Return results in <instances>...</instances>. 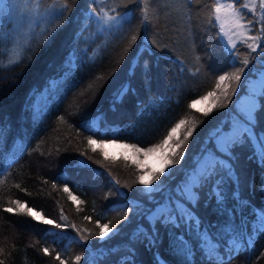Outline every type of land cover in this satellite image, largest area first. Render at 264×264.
Here are the masks:
<instances>
[{
	"label": "trees",
	"instance_id": "16d2710c",
	"mask_svg": "<svg viewBox=\"0 0 264 264\" xmlns=\"http://www.w3.org/2000/svg\"><path fill=\"white\" fill-rule=\"evenodd\" d=\"M105 2L111 5L112 0ZM212 2L158 0L149 6L150 22L144 25L139 12L144 5L128 3L118 10L127 12L130 23L123 31L110 32L91 29L86 14L92 7H100L94 0H69L72 10L60 29L47 40L42 39L41 32L34 34L31 49L24 53L21 63L0 67V169L5 170L0 176L3 264H60L55 259L57 252L65 264H76V255H82L79 264H157V256L167 264H183L182 257L169 247L170 230L155 225L159 239L152 247L142 232L151 228L150 214L157 205L170 191L174 193L204 151L213 149L214 130L224 121L231 122L238 110L235 100L246 91V81L263 60L259 50L252 54L255 59L245 69L238 91L226 107L214 109L208 116L188 107L192 99L214 88L218 75L233 70L232 60L218 38V28L208 20ZM87 27L90 36L80 38ZM137 28L136 44L124 56L128 38ZM8 44V40L0 44L4 64ZM238 47L241 54L247 51L242 45ZM138 53L140 66L129 77ZM145 61L151 74L148 82L141 75ZM125 83L131 84V90L122 100H116L117 91ZM255 103L258 108L264 103L259 87ZM97 118L100 135L107 130L108 138L118 136L121 142L141 147L159 143L180 119L196 127L180 164L172 167L171 176L161 177L165 180L163 190L146 196L139 191L143 186L134 183L140 169L131 160L123 155L105 159L98 147L93 151L87 144L89 135L98 139L88 130ZM186 127L180 130L181 139ZM260 128H264V113ZM82 151L85 156L80 155ZM249 154L248 149L239 151L236 170L240 176L238 191L251 208L243 215L237 209L230 236L211 230L219 239L224 264H264V234L255 233L259 224L252 214L253 208H264V167L250 160ZM65 184L83 203L69 198L63 191ZM207 195L205 188L197 208L199 216L205 226H223L225 216L217 213L214 199L209 198L206 206ZM16 199L67 226L57 229L27 214L5 212V207H16L11 203ZM233 203L229 199L230 207ZM61 210L66 221L60 220ZM125 211L126 220L122 219ZM97 220L114 225L115 230L103 240L95 235L88 241L80 240L76 229L84 235L98 232ZM249 234L253 236L250 246ZM232 238L245 242V247L230 253ZM187 239L196 249L195 264H207L196 235L189 233ZM44 247L49 254L42 251Z\"/></svg>",
	"mask_w": 264,
	"mask_h": 264
},
{
	"label": "snow or ice",
	"instance_id": "6c2138e0",
	"mask_svg": "<svg viewBox=\"0 0 264 264\" xmlns=\"http://www.w3.org/2000/svg\"><path fill=\"white\" fill-rule=\"evenodd\" d=\"M72 2L74 3L75 0H72ZM156 2L158 0H112L111 5H108L105 0H94V3L99 4L100 7H92L86 16L88 20H95L99 31L120 32L124 30L125 24L130 23V20L127 12L122 13L118 9L128 3L144 5L139 9L140 23L144 25L150 22L149 6ZM177 2L179 3L181 0H177ZM0 5L6 6V0H0ZM71 10L69 0H24V10L15 21V27L12 30L16 34L15 37L12 36V33L3 32L4 24L0 22V44L11 38L13 45L6 50L7 64L0 60V67H10L21 63L24 59V53L31 49L35 28L43 24L41 37L43 40H47L63 26ZM248 14H251V18H248ZM208 20L209 23L214 21V26L218 28V38L223 43L225 52L228 53L232 60L231 67L233 70L218 75L213 91H209L189 103L188 107L190 109L200 112L203 116H208L214 109L227 106L231 96L238 91L237 86L241 82L245 69L255 59L252 55L253 53H257L259 50V55L264 57V0H213ZM25 28L27 31H23ZM138 35L139 28L132 30L130 38H128L127 47L123 52L124 56L136 44ZM239 45L244 46L247 51L241 54ZM157 47H159V44H157ZM139 56L140 53L137 54L136 61L130 65L129 77L134 76L136 68L140 66ZM121 59H123V56ZM196 59L199 60V57H196ZM261 63H264V60ZM198 71L199 69H197ZM141 75L146 82L150 81V68L146 61ZM130 90V83L121 85L117 91L116 100H122ZM256 94L254 89L252 102L238 109L231 118L230 123L224 121L214 130L212 139L215 143L213 149L206 152L203 166L198 164L197 168L192 170L181 185L176 187L174 193L170 191L166 200L163 203H159L156 210L150 214L149 223L151 228L142 232L150 247L156 246L159 239V229L155 227V225L159 224L172 232L169 238V247L176 255L182 257L183 264H195L196 249L187 239L189 233H194L200 241L198 247L203 260L207 261V264H224L223 257L220 254L219 239L213 236L211 230L218 229L223 235L230 236L233 231L232 222L235 220L237 209L243 215L245 209L251 208L250 202H246L238 191L240 176L236 170V161L239 159V151L248 149L250 153L248 158L264 167V128H260V118L261 113H264V103L258 108L254 102ZM259 95L264 97V71L260 73ZM205 101L210 103L206 107L198 109L197 105ZM199 123H203V121H199ZM92 125L89 126L88 130L98 136V139L93 138V135H89L86 139L87 144L92 147L93 151H96L98 147L105 159H108V153L104 149L108 146H116L132 154L131 157L125 156L124 159L131 158L138 168L146 169L144 174L138 175L134 181V183L143 186L139 191L146 196H151L153 192L163 190L165 180H162L161 177L167 178L171 176L172 167L180 164L185 155L184 149L187 147V141L192 137L196 127L195 125L187 126L188 121L180 119L168 130L167 135L164 136L161 142L149 147H140L135 143L119 142L120 138L118 136L108 138L107 130H105L104 135H100L102 131L100 118L93 121ZM184 127H186V131L183 132V138L181 139L180 130ZM174 138L175 143H171ZM80 155L85 156L86 153L82 151ZM140 156L145 157V160H141ZM148 157H155L158 160V166H150L147 163ZM79 163L82 166H87L84 161ZM4 171V169H0V176L4 174ZM0 183H3V181L0 180ZM116 183L119 184V181L117 180ZM124 186L131 187V185L127 184ZM52 187L56 188L57 185L53 183ZM205 188L208 189V195L205 197L206 206L209 198L215 200L217 213L226 218L223 226L219 224L205 226L203 218L197 212L201 193ZM261 190L264 191V180L261 182ZM63 191L68 193L72 201L83 203L78 200V196L73 194L67 184H65ZM105 198H107V195ZM229 199L234 202L231 207L228 205ZM11 203L16 207H5V212L27 214L34 220L54 225L57 229L67 226L45 218L40 211L34 210V208L29 207L25 202H21L18 199L12 200ZM252 214L259 224V228L254 230L255 233L257 235L264 234V208H253ZM127 218L128 212L125 211L122 219L126 220ZM85 219L88 220L90 217L86 216ZM60 220H67L63 210H61ZM96 224L99 231L88 235H84L81 230L76 229L80 233L79 239L88 241L91 236L95 235L103 240L115 230L114 225H110V223L101 224L97 220ZM71 227L76 228L75 225H71ZM181 228L184 229L183 232L180 231ZM252 239V234H249L247 237L248 246L251 245ZM214 240L215 242H213ZM244 247L245 242L232 238L231 243L228 245V251L230 253L238 252ZM42 251L45 255L49 254L47 247H44ZM55 259L60 260V264H65L59 252L56 253ZM81 259L82 255H76V264H79ZM0 264H3V261H0ZM157 264H167V262L157 256Z\"/></svg>",
	"mask_w": 264,
	"mask_h": 264
},
{
	"label": "rangeland",
	"instance_id": "374dc122",
	"mask_svg": "<svg viewBox=\"0 0 264 264\" xmlns=\"http://www.w3.org/2000/svg\"><path fill=\"white\" fill-rule=\"evenodd\" d=\"M14 5H16V6H14ZM23 10H24V0H6V6L5 5H0V22H3V24H4V27L2 29L3 32L12 33V36L15 37L16 34L13 33L12 30L15 27V21L20 17V15L22 14ZM245 11H247V10H245ZM248 18H251V14H248ZM6 22H7V24H5ZM90 22H91V27H92L91 29H94V30L98 31L97 24H96L95 20H90ZM43 27H44V25L41 24L40 27L35 28L34 34L40 33L42 31ZM88 28L89 27L83 29V31L79 35L80 38L85 39V38L90 36L91 30H89ZM23 31H27V29L25 28V29H23ZM8 43H9L8 44V49H10L13 46L11 38L8 39ZM80 43H83V42L80 41ZM221 44H222V46L224 48V45H223L222 42H221ZM263 60H264V57H263ZM262 71H264V63H262V65L255 72V74L253 76L249 77L248 80L246 81V91L244 93L240 94L237 97V99L235 100L237 109H241V108L247 106L250 102H252V99H253L252 98V92L255 89L256 93H257V90H258V87H259V83H260V73ZM222 74H224V73H222ZM222 74H220V75H222ZM214 89H215V86H214V88L212 90H209V91H213ZM209 91H207V92H209ZM207 92H205L202 95H205ZM199 97L200 96H198V97H196L194 99H198ZM208 103H210V102L209 101H205L203 103H200V104L197 105V108L198 109L199 108H204V107H206L208 105ZM119 142H121V141H119ZM171 143H174V142L172 141ZM214 143H215V141H214ZM104 151H107L108 155H111V156L123 155V156L131 157V155H132L131 153L125 151L124 149L118 148L116 146H108L106 149H104ZM208 151H211V150L204 151L203 155L197 161V163L195 165V168H197L198 164L200 166H203L204 161L206 159V152H208ZM139 158L141 160H145V157H143V156H140ZM129 160H131V158H129ZM147 163L150 166H152V167L158 166V160L155 157H148L147 158ZM139 169H140V175L144 174V171H146V169H141V168H139ZM183 181L180 182V185H181V183Z\"/></svg>",
	"mask_w": 264,
	"mask_h": 264
}]
</instances>
